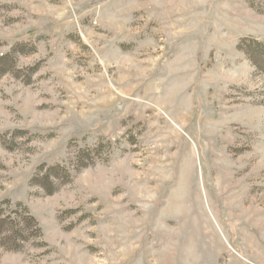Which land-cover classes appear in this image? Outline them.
<instances>
[{"label": "rangeland", "instance_id": "rangeland-1", "mask_svg": "<svg viewBox=\"0 0 264 264\" xmlns=\"http://www.w3.org/2000/svg\"><path fill=\"white\" fill-rule=\"evenodd\" d=\"M0 264H264V0H0Z\"/></svg>", "mask_w": 264, "mask_h": 264}]
</instances>
